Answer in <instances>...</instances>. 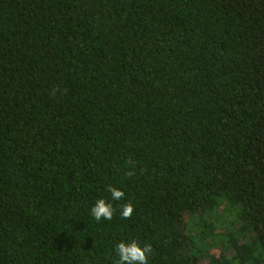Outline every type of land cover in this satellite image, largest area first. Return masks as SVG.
<instances>
[{"label": "trees", "instance_id": "16d2710c", "mask_svg": "<svg viewBox=\"0 0 264 264\" xmlns=\"http://www.w3.org/2000/svg\"><path fill=\"white\" fill-rule=\"evenodd\" d=\"M129 239L264 264V0H0V264Z\"/></svg>", "mask_w": 264, "mask_h": 264}, {"label": "clouds", "instance_id": "9594fccd", "mask_svg": "<svg viewBox=\"0 0 264 264\" xmlns=\"http://www.w3.org/2000/svg\"><path fill=\"white\" fill-rule=\"evenodd\" d=\"M107 191L110 193L109 199L95 200L89 210L90 217L96 222L111 221L116 208L109 201H120L126 195L121 188L114 185H108ZM133 212L132 203L125 204L120 208V216L124 219L130 218ZM151 252V245H141L135 239L121 240L115 245L116 264H149Z\"/></svg>", "mask_w": 264, "mask_h": 264}]
</instances>
